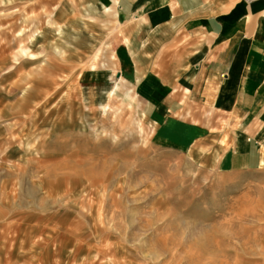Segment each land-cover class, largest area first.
<instances>
[{"label": "rangeland", "instance_id": "374dc122", "mask_svg": "<svg viewBox=\"0 0 264 264\" xmlns=\"http://www.w3.org/2000/svg\"><path fill=\"white\" fill-rule=\"evenodd\" d=\"M87 3L0 0V264H264V171L159 135Z\"/></svg>", "mask_w": 264, "mask_h": 264}, {"label": "crops", "instance_id": "0c3cea01", "mask_svg": "<svg viewBox=\"0 0 264 264\" xmlns=\"http://www.w3.org/2000/svg\"><path fill=\"white\" fill-rule=\"evenodd\" d=\"M86 1L109 12L117 5L148 29L142 41L140 29L125 37L115 56L121 77L149 101L159 135L210 133L200 147L218 142L224 172L264 171V0Z\"/></svg>", "mask_w": 264, "mask_h": 264}, {"label": "built area", "instance_id": "2783aa9c", "mask_svg": "<svg viewBox=\"0 0 264 264\" xmlns=\"http://www.w3.org/2000/svg\"><path fill=\"white\" fill-rule=\"evenodd\" d=\"M248 1L252 2V1H255V0H248Z\"/></svg>", "mask_w": 264, "mask_h": 264}]
</instances>
